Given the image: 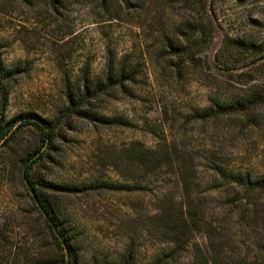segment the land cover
Here are the masks:
<instances>
[{"label":"rangeland","instance_id":"obj_1","mask_svg":"<svg viewBox=\"0 0 264 264\" xmlns=\"http://www.w3.org/2000/svg\"><path fill=\"white\" fill-rule=\"evenodd\" d=\"M107 3L0 0V68L8 94L4 122L35 114L56 127L46 157L39 160L41 152L31 158L41 144L32 128L0 146L2 264L57 261L42 218L31 213L22 178L23 164L34 159L33 176L56 186L40 187L42 193L76 228L80 264H117L129 252L139 264H150L155 253L167 249L153 230L156 198L166 194H175L187 211H203L206 224V232L195 235L169 264L193 262L206 250L207 235L224 240L227 256L261 264L251 241L264 239L263 220L254 226L257 234L251 233L237 214L221 208L234 194L218 191L204 159L213 153L241 169L261 170V144L218 131L213 123L187 124L186 118L215 94L244 88L234 81L250 77L264 88V60L226 73L214 60L226 37L264 40V0H145L133 13L120 9L117 0ZM185 58L195 65L179 74ZM123 59L139 70L138 78L99 93L97 84L118 71ZM70 101L90 116L75 114ZM117 118L128 127L104 121ZM173 145L193 161L188 192L174 171L141 178L113 164L132 149L155 152ZM109 183H140L144 190L118 193L105 188Z\"/></svg>","mask_w":264,"mask_h":264},{"label":"trees","instance_id":"obj_2","mask_svg":"<svg viewBox=\"0 0 264 264\" xmlns=\"http://www.w3.org/2000/svg\"><path fill=\"white\" fill-rule=\"evenodd\" d=\"M54 2V0H51ZM120 9L128 13L140 10L144 7L145 0H117ZM108 5L109 0H102ZM115 19L114 15L111 16ZM173 50H179V47H172ZM216 68L220 72H230L235 68H245L254 64L256 60H264V40L252 41L239 38L226 37L222 41L219 53L215 57ZM214 64V65H215ZM194 66L193 58H185L178 63L177 72L186 66ZM139 76V70L130 67L129 62L122 60L118 71H109L105 76L104 84H97L99 93L107 92L113 87L120 86L125 88V84H133ZM6 76L0 68V87H1V110H0V146L7 147L14 139L16 134L24 128H32L40 136V145L34 151V154L41 152L37 160L46 157V150H49L56 133V127L52 122L45 120L35 114H29L15 118L12 121L4 122L3 112L7 101V91L4 87ZM257 79L250 78L248 81H234L239 86H244L241 90L227 91L215 94L209 99L206 107L191 109L186 118L187 124L206 125L215 124L218 131L225 130L231 136L233 134L250 139H258L261 144L262 169L257 170L252 167L241 169L235 165L229 164L226 159H220L216 154H210L205 157L207 166L215 176L216 182H219L218 191L234 194L231 201L221 204V208L229 211V214H237L244 223L246 229L251 233H256L255 225L259 219L263 220L262 234L264 236V88L254 86ZM75 114L90 116L85 112L79 111L77 103H72ZM106 124L120 125L128 127V124L117 119H104ZM173 148L164 146L154 151H143L132 149L124 152L122 156L113 158V164L118 168H125L129 172L133 171L141 178L150 175L156 179L164 170L176 172L177 183L180 178L185 183V190L190 187L194 171L193 161L187 160L184 153L181 152L178 145ZM37 160L27 163L22 167V178L25 183V189L29 196V202L32 207V214H38L42 218L44 227L52 239L55 249L58 251L56 264H80L77 249L76 228L64 217L57 204L50 202L42 193L40 187L55 188L51 183H47L33 176L32 170ZM189 180V181H187ZM105 188L118 193H138L144 188L140 183L133 185L109 183L104 184ZM175 194H166L164 198H156L155 221L153 230L159 236V243L166 245L167 249H162L153 255L150 264H169L176 261L178 257L186 250L190 240L197 234L206 232L203 211H188L180 204L175 202ZM166 199V200H165ZM2 230L0 226V240L2 239ZM209 238V244L205 251H199L195 259L190 264H244L240 259L234 256H227L224 252V240L220 238ZM252 238V245L260 256L261 264H264V239L260 237ZM227 242V241H226ZM1 257V256H0ZM0 264L1 258H0ZM97 264V263H95ZM117 264H139L136 261L135 254H127L121 262Z\"/></svg>","mask_w":264,"mask_h":264},{"label":"water","instance_id":"obj_3","mask_svg":"<svg viewBox=\"0 0 264 264\" xmlns=\"http://www.w3.org/2000/svg\"><path fill=\"white\" fill-rule=\"evenodd\" d=\"M1 87H0V110H1Z\"/></svg>","mask_w":264,"mask_h":264}]
</instances>
